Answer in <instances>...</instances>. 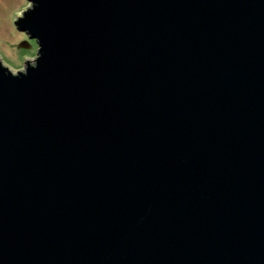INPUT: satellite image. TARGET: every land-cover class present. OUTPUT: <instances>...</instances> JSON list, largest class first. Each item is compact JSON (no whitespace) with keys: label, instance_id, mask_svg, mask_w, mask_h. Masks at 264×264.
<instances>
[{"label":"water","instance_id":"obj_1","mask_svg":"<svg viewBox=\"0 0 264 264\" xmlns=\"http://www.w3.org/2000/svg\"><path fill=\"white\" fill-rule=\"evenodd\" d=\"M29 1L0 264H264V0Z\"/></svg>","mask_w":264,"mask_h":264},{"label":"rangeland","instance_id":"obj_2","mask_svg":"<svg viewBox=\"0 0 264 264\" xmlns=\"http://www.w3.org/2000/svg\"><path fill=\"white\" fill-rule=\"evenodd\" d=\"M29 0H0V59L14 73L25 70L27 61L35 63L39 45L26 32L18 29L16 20L31 7ZM29 46H21V44Z\"/></svg>","mask_w":264,"mask_h":264}]
</instances>
